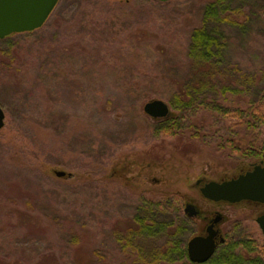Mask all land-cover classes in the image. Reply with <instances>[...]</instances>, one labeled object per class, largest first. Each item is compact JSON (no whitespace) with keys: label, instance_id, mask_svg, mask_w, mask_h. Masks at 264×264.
Returning a JSON list of instances; mask_svg holds the SVG:
<instances>
[{"label":"rangeland","instance_id":"1","mask_svg":"<svg viewBox=\"0 0 264 264\" xmlns=\"http://www.w3.org/2000/svg\"><path fill=\"white\" fill-rule=\"evenodd\" d=\"M207 1L60 0L40 28L0 39V264H120L115 232L138 200L163 194L181 197V215L187 203L206 217L253 208L203 197L205 182L243 166L207 138L155 135L160 118L142 109L162 99L173 112L171 87L191 75L189 31ZM252 28L226 58L262 77L263 27ZM251 85L220 97L245 105L264 81Z\"/></svg>","mask_w":264,"mask_h":264},{"label":"trees","instance_id":"2","mask_svg":"<svg viewBox=\"0 0 264 264\" xmlns=\"http://www.w3.org/2000/svg\"><path fill=\"white\" fill-rule=\"evenodd\" d=\"M256 23L262 25L264 36V0H208L202 7L199 23L189 31L187 58L191 75L171 87L169 103L173 112L157 120L149 130L154 128L155 135L173 139L207 138L206 142L223 150L226 158L235 153L250 155L260 148L264 138V89L245 105L228 103L220 97L234 95L242 91L241 85L248 83L257 89V84L264 81V67L258 70L262 77H257L253 70L245 76L226 58L227 50L236 45L238 38L243 39V44ZM227 29L237 32L232 36ZM209 120L213 124H206ZM112 175L124 176L125 171L115 168ZM179 203L181 197L176 193L138 200L130 220L115 232V241L124 256L120 264H192L186 253L190 222L181 215ZM88 262L101 264L93 258Z\"/></svg>","mask_w":264,"mask_h":264},{"label":"water","instance_id":"3","mask_svg":"<svg viewBox=\"0 0 264 264\" xmlns=\"http://www.w3.org/2000/svg\"><path fill=\"white\" fill-rule=\"evenodd\" d=\"M59 0H0V39L12 34L27 33L40 28L53 12ZM165 2L168 0H157ZM143 112L152 118L169 116L167 102L151 99L143 105ZM5 113L0 106V129L5 124ZM57 177H63L64 171H55ZM197 180L196 184H199ZM203 197L212 201L236 202L242 199L264 201V165L239 174L236 178L221 182L208 181L200 187ZM184 211L193 214L194 207L187 204ZM208 235L194 236L187 242L189 259L195 262L207 260L214 249V233L208 228ZM264 233V229H263Z\"/></svg>","mask_w":264,"mask_h":264},{"label":"flooded vegetation","instance_id":"4","mask_svg":"<svg viewBox=\"0 0 264 264\" xmlns=\"http://www.w3.org/2000/svg\"><path fill=\"white\" fill-rule=\"evenodd\" d=\"M231 160L236 163V166L240 165L243 168H240L235 175L224 180L236 178L239 174L252 170L255 166H263L264 140L263 145H260V148L256 149L252 154L239 155L235 153L231 156ZM212 202L225 203L229 206H236L243 203L245 207L251 206L253 208L249 212L246 209L247 212H242V214H237V216L234 215L233 218H229L228 213L226 216L221 211H214L209 217H206L195 204L187 203L193 205L194 211L191 214L188 211H184V207L182 213L183 218L190 222L188 224L189 232L186 241V253L189 239L194 236L206 237L209 227L214 233V249L211 256L203 262H195L189 259L187 253L188 261L192 264H264V201L242 199L236 202L224 200ZM194 219H198L200 223L203 222V225L198 224L196 227ZM224 224H226L225 228L222 226ZM194 227H196L198 232L190 235V231L192 230L193 232Z\"/></svg>","mask_w":264,"mask_h":264}]
</instances>
